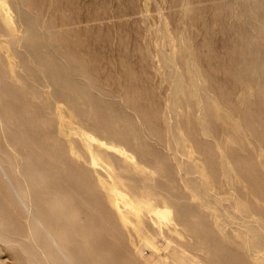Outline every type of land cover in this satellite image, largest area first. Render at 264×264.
I'll list each match as a JSON object with an SVG mask.
<instances>
[{"label":"bare ground","instance_id":"6f19581e","mask_svg":"<svg viewBox=\"0 0 264 264\" xmlns=\"http://www.w3.org/2000/svg\"><path fill=\"white\" fill-rule=\"evenodd\" d=\"M228 2L244 27L238 36L244 76H234L249 96L248 110L253 100L264 104V0ZM33 16L22 0H0V248H9L18 264H125L115 250L121 237L135 264H144L143 248L158 256L146 264H264L262 198L250 202L218 184L219 173L229 171L241 182L244 171L258 177L254 184L264 190L263 163L250 159L256 146L242 124L212 98H200L206 94L201 72L190 57L180 61L185 51L178 49V38L164 26L167 46L160 62H167L170 92L161 116L170 159L182 177L174 184V167L163 166L167 160L155 156L145 165L137 158L148 171L141 166L133 154L141 131L128 119L109 124L92 101L106 94L87 90L85 79L69 80V56L46 38L49 28ZM187 106L189 125L197 108L205 138L212 124L230 137L216 167L195 155L180 121ZM123 137L134 138L133 153ZM251 138L264 149V131ZM236 147L249 159L237 167L229 159ZM130 174H139L144 185L126 189L122 181H132ZM108 217L115 220L110 231L103 220ZM169 242L179 251L171 260L160 253Z\"/></svg>","mask_w":264,"mask_h":264},{"label":"rangeland","instance_id":"374dc122","mask_svg":"<svg viewBox=\"0 0 264 264\" xmlns=\"http://www.w3.org/2000/svg\"><path fill=\"white\" fill-rule=\"evenodd\" d=\"M26 11L34 13L32 17L38 23L49 28L46 38L53 39L55 45L69 56V80L76 82L82 78L89 82L87 90L92 93H103L99 96L94 108L106 116L109 124L115 127L122 120L128 119L141 131L140 142L134 138H125L129 151L136 144V156L149 165L155 156L167 160L163 165L167 169L174 167L170 173L173 183L182 182L181 174L175 169L176 160L170 159L167 148L168 134L163 125L162 113L166 111V99L170 92V73L166 69L167 62L161 65V49L167 46L163 34L164 26L175 35L178 49L185 54L179 57L185 62L190 57L201 72L200 82L205 85L206 94L223 112L229 113L243 126L248 142L256 146V151L249 153L254 164L261 161L264 167V149L252 140L264 131V104L253 100L248 107L247 92L243 89L235 73L240 75L241 42L238 36L244 31L240 20L236 17L237 8L228 0H22ZM12 13L17 16L14 7ZM86 25H89L88 27ZM4 27L0 23V33ZM237 45V55L234 52ZM159 56V57H158ZM165 56L167 54L165 53ZM72 58V59H71ZM179 62V60H178ZM166 66V67H165ZM247 82L246 79H243ZM263 94L264 91L260 90ZM66 104V98L59 99ZM237 108V109H236ZM187 106L180 115V121L189 130L196 157L208 168L216 162L219 151L227 148L229 135L212 124L207 138L197 126L199 115L193 107L194 120L189 125L185 113ZM108 115L115 116L114 123ZM226 134V136H225ZM195 135V139L193 136ZM138 137V136H137ZM142 147L140 150L139 148ZM262 151V152H261ZM230 160L237 167L248 161V157L238 148L232 150ZM228 156V157H229ZM211 160V161H208ZM141 166L147 168L137 159ZM159 161V160H158ZM161 163V162H160ZM162 164V163H161ZM235 167V168H236ZM234 168V169H235ZM219 169V168H216ZM215 169V170H216ZM124 175H128L124 173ZM132 181L123 180V186L131 190L133 185L141 188L144 185L139 174L129 175ZM241 182L235 180V174L226 172L218 174V184L223 192L234 190L237 197L252 202L261 199L264 202V190L254 184L258 177L240 174ZM256 208V207H251ZM103 219V218H102ZM107 229L115 220L111 217L103 219ZM98 232V229H97ZM193 235V234H192ZM111 241L115 237L107 235ZM189 241V240H188ZM161 247V255L170 260L179 253L175 245L169 242ZM115 250L121 260L126 257L125 264H135L126 253V245L121 237L115 241ZM121 251V252H118ZM142 262L152 263L157 254L150 248L142 249ZM0 260L5 264L15 262L12 251L6 246L0 248Z\"/></svg>","mask_w":264,"mask_h":264}]
</instances>
